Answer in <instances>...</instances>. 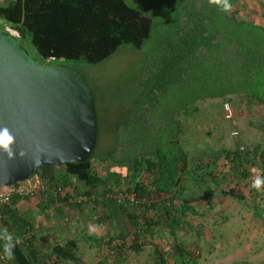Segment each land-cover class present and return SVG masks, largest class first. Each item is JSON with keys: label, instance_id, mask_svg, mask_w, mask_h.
Returning a JSON list of instances; mask_svg holds the SVG:
<instances>
[{"label": "trees", "instance_id": "trees-1", "mask_svg": "<svg viewBox=\"0 0 264 264\" xmlns=\"http://www.w3.org/2000/svg\"><path fill=\"white\" fill-rule=\"evenodd\" d=\"M170 1L180 3L182 9L176 10L178 20L171 27L156 31L155 47L150 45L155 63L141 94L140 110L116 114L111 128L108 123H100L98 114V138L112 139L105 153H97L96 145L84 162L49 164L38 169L30 177L38 175L48 188L32 196H15L11 204L0 207V230L7 228L22 240L14 249L15 259L0 257V264H68L80 260L75 238L52 242L43 229L40 244V226L20 209L21 201L37 199L41 211L47 212L52 207L49 190L59 193L67 184L73 191L66 200H60L63 205L57 209L58 215L64 217L65 207L81 206L90 198L104 207L101 221L109 216L115 219L118 212L126 211L135 229L129 249L137 253L145 243L153 242L156 226L162 222L175 239L174 247L167 252L173 264H196L197 253L178 241L182 230L190 228L201 236L204 227L196 219L204 212L191 203L195 197L185 194V181L190 178L201 185L210 180L221 185L222 193L233 194L243 179L253 182L252 169L264 177V148L260 146L222 147L206 152L207 160H195L183 146L186 131L181 119L195 114L198 102L208 99L231 104L237 97L240 105L245 101L250 106H264V23L244 16L243 0H230L233 7L227 12L209 0ZM257 11L264 15V4ZM0 19L6 22L3 27L11 25L20 31L17 39L22 47V40L28 39L44 62H52L49 64L66 60L98 64L123 46L141 50L153 38L154 28L153 16L127 0H3ZM166 94L171 98L168 101L164 100ZM162 105L166 112L158 130L159 124L151 117L156 118L152 113ZM94 160L102 163L95 167ZM222 160L232 169L229 191L223 188V182L229 179L224 175ZM56 167L63 168L65 174L56 175ZM251 191L264 196L253 187ZM207 205L210 207V202ZM127 235L125 229L119 234L123 239ZM154 245V264H169L166 252ZM122 261L119 255L118 264Z\"/></svg>", "mask_w": 264, "mask_h": 264}, {"label": "rangeland", "instance_id": "rangeland-1", "mask_svg": "<svg viewBox=\"0 0 264 264\" xmlns=\"http://www.w3.org/2000/svg\"><path fill=\"white\" fill-rule=\"evenodd\" d=\"M127 1L150 13L154 18L153 38L149 39L141 50L123 46L112 57L98 64H87L81 60L53 62L75 69L84 78L95 95L100 123H108L110 128L113 127L110 122L116 120V114L125 115L130 109L140 110L141 94L145 91V83L150 80V70L154 68L155 63L156 55L150 45L154 46L158 42L156 31L171 27V24L178 20L175 16L176 10L181 8L180 3L174 4V1L170 0ZM243 3L241 10L245 17L264 23V15L257 11L259 5L264 4V0H243ZM4 24L6 22L0 19V30L4 29ZM158 34L161 36L159 32ZM21 43L35 60L42 64L52 63L44 62L28 39L22 40ZM170 99L169 94H166L164 100ZM241 102L236 97L231 103L235 114L231 119L224 116L220 99L200 101L199 110L195 114L181 118L186 131L183 146L195 160H207L206 152L222 147L264 148V106H250L245 101L240 105ZM165 109L162 105L158 112L152 113L156 118L151 119L156 125L159 124L158 130L162 126ZM235 132L237 134H234ZM101 138L102 135L98 138L96 152L103 154L112 145V139L104 136L101 144ZM93 162L95 167L102 163L99 160ZM223 162L222 160L221 163ZM190 164L193 167V163ZM223 168L224 175L230 182L232 169L224 164ZM229 182H223V188L227 191L231 188ZM185 185L187 197H195L191 199V203L200 210L199 212H204L196 216L204 225L201 236L195 235L187 228L179 232L178 237V241L183 242L185 247L197 253L196 264H264V196L252 194V183L243 179L236 184L233 194L222 193L221 185L210 180L200 185L188 178ZM207 202H210V207H207ZM39 204L37 199H26L21 201L20 209L40 226L38 230L42 231L39 237L43 238L42 235H45V231L48 233L50 228L48 238L52 233L59 240L75 238L78 241L80 260L68 264H118L119 255L123 258L120 264H154V244L166 252L169 264L174 263L173 257L167 252L174 247L175 239L162 222L156 226L153 242L145 243L144 249L137 253L129 249L135 229L130 225L131 218L126 211H117L115 219L109 216L101 221L99 219L105 217L104 207L96 204L92 198L81 206L76 207L73 204L65 207L64 217L63 214H51L49 210L43 213ZM51 222L55 225L53 228L50 227ZM122 229L128 231L125 239L119 236ZM120 252L122 254H119Z\"/></svg>", "mask_w": 264, "mask_h": 264}, {"label": "water", "instance_id": "water-1", "mask_svg": "<svg viewBox=\"0 0 264 264\" xmlns=\"http://www.w3.org/2000/svg\"><path fill=\"white\" fill-rule=\"evenodd\" d=\"M4 128L14 143L12 156L0 148V189L49 164L88 160L99 136L96 98L84 78L70 67L40 63L0 30V131Z\"/></svg>", "mask_w": 264, "mask_h": 264}, {"label": "built area", "instance_id": "built-area-1", "mask_svg": "<svg viewBox=\"0 0 264 264\" xmlns=\"http://www.w3.org/2000/svg\"><path fill=\"white\" fill-rule=\"evenodd\" d=\"M4 30L7 34L19 38L21 36L20 31L11 26L5 25ZM223 112L226 118H231L234 116L233 107L230 103H223ZM257 175H260V171L256 169H252L251 171V179L254 180ZM48 188V184L45 183L41 178L37 176L28 177L24 181H20L17 183L4 185L0 189V207L6 204H11L13 198L15 196H25V195H33L35 191H41ZM3 258V255L0 256Z\"/></svg>", "mask_w": 264, "mask_h": 264}, {"label": "clouds", "instance_id": "clouds-1", "mask_svg": "<svg viewBox=\"0 0 264 264\" xmlns=\"http://www.w3.org/2000/svg\"><path fill=\"white\" fill-rule=\"evenodd\" d=\"M211 4L216 5L222 11H230L232 9V4L230 0H209ZM14 143V137L10 134L7 128H4L0 131V148H3L9 156H12V148L11 146ZM32 164L38 165L39 162H33ZM252 187L255 188L258 192L264 193V177L257 175L256 178L252 182ZM0 241L3 242V251H4V259L14 260L15 253L14 249L22 240L18 236H14L10 233L7 228L0 230Z\"/></svg>", "mask_w": 264, "mask_h": 264}, {"label": "crops", "instance_id": "crops-1", "mask_svg": "<svg viewBox=\"0 0 264 264\" xmlns=\"http://www.w3.org/2000/svg\"><path fill=\"white\" fill-rule=\"evenodd\" d=\"M63 171V168H60V167H56L55 168V172H56V175H59V173H64V172H62ZM65 174V173H64ZM69 181H71V180H69ZM70 184H71V182H70ZM59 186H61V185H59ZM71 186V185H70ZM70 186H68V184L66 185V187H64V186H61L60 187V192L59 193H55L52 189H50L49 191H52V207H50L48 210H49V212L51 213V214H53V213H57V209H59V208H62V205H63V202H61L60 200L63 198V201L64 200H66L65 199V197L67 196H69V194H71L72 193V189H71V187ZM60 198V199H59ZM44 199H46V197L44 198ZM73 199V198H72ZM50 215V214H49ZM53 226H55L54 225V223H52L51 222V225H50V227H52L53 228ZM65 229H66V227H65ZM51 232V229H49V232L48 233H50ZM56 239H55V238ZM49 241H52V242H58L59 241V239H57V237L55 236V235H53L52 233L49 235ZM41 241H39L40 242V244H41V242H42V238L40 239Z\"/></svg>", "mask_w": 264, "mask_h": 264}]
</instances>
